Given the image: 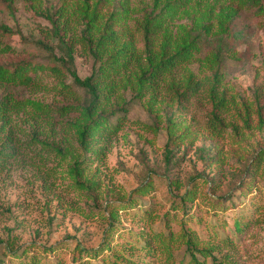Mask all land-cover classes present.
Returning a JSON list of instances; mask_svg holds the SVG:
<instances>
[{
  "label": "rangeland",
  "instance_id": "1",
  "mask_svg": "<svg viewBox=\"0 0 264 264\" xmlns=\"http://www.w3.org/2000/svg\"><path fill=\"white\" fill-rule=\"evenodd\" d=\"M171 1L43 0L44 8L62 10L77 36L88 22L100 35L109 21L126 45L124 53L133 57L128 70L99 83L107 100L92 115L85 108L91 94L69 67L85 78L101 62L80 42L73 67L57 61L65 75L48 71L31 85L0 84V100L12 94L23 103L0 116V264L17 262V252L29 259L34 254L40 264H75L78 249L107 243L121 256L144 255L132 247L166 230V213L174 231L183 225L202 243L234 237L235 248L215 252L228 255L227 264H264V158L247 171L264 150V21L251 20L249 36L237 46L242 58L235 59L224 49L220 53L228 41L221 20L239 7L237 0H178L183 4L161 12ZM1 24L13 29L4 39L18 55L49 66L53 56L38 41L65 55L47 17L23 1L13 13L0 10ZM191 42L201 49L191 60L156 87L147 84L142 73L151 63ZM103 116L114 123L124 118V124L105 137L107 149L99 156L92 148L96 142L90 135L83 142L82 131ZM247 183L253 188L244 198ZM190 188L196 189L195 200L188 201L191 214L178 222L172 216H183L175 208ZM224 195L247 203L258 197L259 203L244 206L251 209L252 225L240 237L233 228L240 208L210 207L211 199ZM151 206L156 211L148 221L143 209ZM155 253L147 264H160ZM177 253L182 257L184 247Z\"/></svg>",
  "mask_w": 264,
  "mask_h": 264
},
{
  "label": "trees",
  "instance_id": "2",
  "mask_svg": "<svg viewBox=\"0 0 264 264\" xmlns=\"http://www.w3.org/2000/svg\"><path fill=\"white\" fill-rule=\"evenodd\" d=\"M19 1H23L26 5L35 10L37 13L44 14L47 19L52 24V29L54 30L55 35L58 37V44L61 49L65 51V55L58 57L54 53V47L45 41H38V44L45 48L53 56L54 62L49 66L39 63L33 59V57L28 54H17L15 47L4 39V36H10L14 31L11 27L6 24L0 25V55L8 54L10 57L7 61L0 60V84L10 85H31L37 79L40 78V73L45 72H54L56 75L63 76L65 75L64 66L58 65L57 61L68 63L71 67L74 66L75 61V52L76 44L78 42L82 43L84 48L88 50V53L100 61V66L97 71L91 75L82 78L79 76L75 69L69 70L73 76L75 82L82 87H84L91 94V102L86 106V112L90 115L93 114V110L99 109L103 102L107 99L102 97L104 90L100 89L99 83L111 76L120 75L123 71L130 68L131 60L133 57L132 54H125L126 45L121 43V37L118 34V31L114 29V25L109 21L104 24V28L99 35V31L96 27L92 26L91 23H86L85 28L82 30L78 38L76 32L71 31L69 28V22L64 18V13L61 9L52 11L50 8L43 7V0H0V10H6L11 13L15 10V4ZM155 4H159L162 0H154ZM239 7L233 9L229 13H223L221 20V26L225 37L228 38L227 43L223 44L220 53L224 49L230 57L235 59H241L242 54L237 50V46L244 43L246 38L249 36L254 23L252 21H257L261 23L262 16L264 15V0H237ZM183 4L181 1L175 0L167 3V8H161V12L175 8L174 5ZM177 8V7H176ZM245 11V13H242ZM261 21L259 22V20ZM252 20V21H251ZM225 46V47H224ZM108 51V56L104 59L105 52ZM200 47L195 42L185 44L180 50L170 55L169 57L161 58L157 63L152 64L149 70L144 71V79L147 80V84L153 87H156L157 84L163 80V78L171 73L172 70L180 64L186 63L192 59L199 51ZM49 68V69H48ZM112 83V82H111ZM223 102V98L218 100L217 104ZM22 102L12 94L4 96L3 100H0V116H3L8 111H13L17 106H22ZM124 109L125 107H120ZM121 116V115H119ZM103 118L99 121H94V123H89L85 129L82 131L83 142L88 140L87 135H90V139L94 140L96 143L93 145L94 152H97V155L103 156L107 149V143L105 137L116 133L121 126L124 124V118L117 120L116 123L110 121L108 116L98 117ZM103 139V141H98ZM264 150L257 155L253 165L249 166L247 171H250L252 168L257 167L263 161ZM247 187L242 191L241 196L246 198L253 188V185L247 183ZM146 191L148 188H151V185L146 186ZM196 189L190 188L187 192L180 197V203H177L176 210H181L183 213L182 217L178 218V215L174 213L172 219H177L178 222L186 220L185 215L191 214L188 209V201H193L196 198ZM255 195V194H254ZM252 195L249 203L244 201L242 197L239 196H222L215 199H211L209 204L212 210H228L236 209L238 213L234 217V236L240 237L245 232H247L251 225L252 219L249 215L250 208H245L247 204H257L259 203L256 200L258 197L263 198V195L256 194L258 196L256 199ZM133 207H137L138 203H133ZM156 208L144 207L143 215L146 216V220H151L154 218ZM169 213L165 214L167 229L153 231L151 234H147L146 238L141 244H134L132 249H140L144 255H137L134 252H131V255H123L119 253H114L113 247L107 243L99 248L93 249H78L74 260L75 264H147L150 257H156L155 252L160 254V264H208V260L211 259L213 264H227L229 259L228 255H223L220 258L215 252H222L223 248L233 249L236 247V241L234 237L223 236L220 239H217L212 242H200L198 235L191 230H188L185 226L182 225L181 231H174L170 227ZM191 216V215H190ZM220 224V223H217ZM226 222H222L221 226L226 225ZM111 227L113 223L110 222ZM218 231H215V236L217 238ZM237 239V237H235ZM184 247V254L182 257H178L177 249ZM103 249L111 250V253L106 255L103 254ZM115 249H118L117 247ZM119 250V249H118ZM113 251V252H112ZM138 251V250H137ZM158 254V256H159ZM15 257L18 259L15 263L9 264H40V260L34 254L26 257L22 253H15ZM115 255V259L114 256ZM142 256L138 260H134L132 257ZM144 256V257H143ZM88 258V259H87ZM91 258H98L100 262L95 263L91 261ZM130 260V261H128Z\"/></svg>",
  "mask_w": 264,
  "mask_h": 264
}]
</instances>
